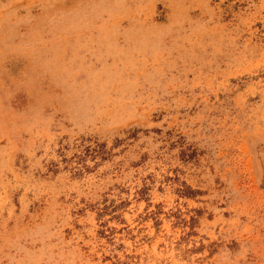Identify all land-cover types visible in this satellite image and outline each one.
I'll use <instances>...</instances> for the list:
<instances>
[{
  "label": "rangeland",
  "instance_id": "obj_1",
  "mask_svg": "<svg viewBox=\"0 0 264 264\" xmlns=\"http://www.w3.org/2000/svg\"><path fill=\"white\" fill-rule=\"evenodd\" d=\"M0 264H264V0H0Z\"/></svg>",
  "mask_w": 264,
  "mask_h": 264
}]
</instances>
